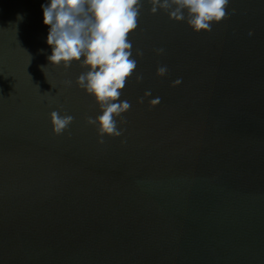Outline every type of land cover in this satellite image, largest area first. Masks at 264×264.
<instances>
[{"label": "water", "instance_id": "water-1", "mask_svg": "<svg viewBox=\"0 0 264 264\" xmlns=\"http://www.w3.org/2000/svg\"><path fill=\"white\" fill-rule=\"evenodd\" d=\"M141 3L131 109L101 144L89 69L47 59L50 0H0V264H264V0L199 33Z\"/></svg>", "mask_w": 264, "mask_h": 264}, {"label": "clouds", "instance_id": "clouds-1", "mask_svg": "<svg viewBox=\"0 0 264 264\" xmlns=\"http://www.w3.org/2000/svg\"><path fill=\"white\" fill-rule=\"evenodd\" d=\"M149 3L152 14L163 9L169 13L170 19L177 22L185 21L186 11L187 23L197 33L210 32L213 23L231 18L227 11L230 0H149ZM141 8V0H50V4L42 5L43 22L50 26L47 43L52 54L47 57L48 61L57 66L63 63L65 69L70 68L74 61H82L81 67L89 69L79 75L76 83L88 95L95 97L103 113L95 119L87 118L89 125L96 126L101 144L105 135H123L117 119L121 125L125 124L122 114L131 109V104L127 100L121 101L120 97L127 80L137 69L133 46L128 38L138 27ZM156 52L163 55L164 49ZM143 55L142 50H136L137 57L142 58ZM156 74L165 77L167 66H159ZM143 79V74H136L137 83ZM71 83L65 81L68 86ZM181 83L182 80L177 79L172 86L177 87ZM151 95L150 90L146 91L138 102L142 104L144 98ZM160 103L158 97L149 101L151 108ZM50 115L56 135H62L74 121V117L66 113L61 115L53 111Z\"/></svg>", "mask_w": 264, "mask_h": 264}]
</instances>
